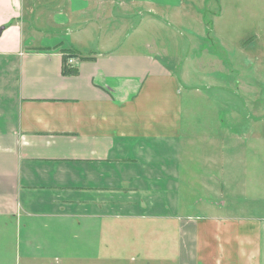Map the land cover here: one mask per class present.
Listing matches in <instances>:
<instances>
[{
    "label": "crops",
    "instance_id": "0c3cea01",
    "mask_svg": "<svg viewBox=\"0 0 264 264\" xmlns=\"http://www.w3.org/2000/svg\"><path fill=\"white\" fill-rule=\"evenodd\" d=\"M170 1L0 0V228L26 254L100 264L109 252L122 264H264L262 211L225 213L230 201L204 196L190 205L215 209L187 210L188 176L223 172L218 149L197 148L204 128V146L219 139V107L207 123L195 118L181 85L192 82L150 42L131 38L140 21L123 23L135 5L139 17L141 5L149 13ZM65 50L76 53L68 61L76 75L63 74ZM205 82L216 83L197 86ZM233 161L224 172L234 174Z\"/></svg>",
    "mask_w": 264,
    "mask_h": 264
},
{
    "label": "rangeland",
    "instance_id": "374dc122",
    "mask_svg": "<svg viewBox=\"0 0 264 264\" xmlns=\"http://www.w3.org/2000/svg\"><path fill=\"white\" fill-rule=\"evenodd\" d=\"M168 4L157 6L149 13L142 8L148 7L141 5L139 17L135 16L139 11L135 5L130 11L134 16L123 23L129 27L125 23L140 21L137 37L131 38L150 42L156 52L165 56V65L177 74L182 70L185 80L192 82L188 83L190 87L182 82L181 85L193 99L195 118L205 119L207 123L213 116L212 106L219 107L222 128L216 136L219 139H214L213 148L212 143L204 146L203 138L210 133V127L204 128V136L197 139V148L205 154L212 150L217 153L218 149L223 172L189 175L188 204L193 198L204 196L206 202L213 204L227 205L230 201L229 207L221 209L225 213L244 210L264 213V140L258 138V128L264 137V113L260 112L261 106L264 109V0H172ZM162 47L170 53L187 54L188 59L167 55ZM205 79L216 83L210 87L206 82L203 87L197 86ZM213 92L215 95L211 96ZM227 125L231 129L226 131L228 134L224 132ZM223 135L228 138H221ZM229 157L238 166L233 169L234 174L224 172ZM259 158L261 165H256ZM190 206L187 210L191 213L215 209L203 203ZM114 256L117 254L109 252L106 263L115 264L116 261H111ZM54 257L26 254L12 231L0 228V264H100ZM131 260L127 256L124 261ZM116 263L122 264L121 260Z\"/></svg>",
    "mask_w": 264,
    "mask_h": 264
},
{
    "label": "trees",
    "instance_id": "16d2710c",
    "mask_svg": "<svg viewBox=\"0 0 264 264\" xmlns=\"http://www.w3.org/2000/svg\"><path fill=\"white\" fill-rule=\"evenodd\" d=\"M76 53L74 51L65 50L63 54V74L65 75H76L78 74L77 67L71 66L68 61L70 57H74Z\"/></svg>",
    "mask_w": 264,
    "mask_h": 264
},
{
    "label": "built area",
    "instance_id": "2783aa9c",
    "mask_svg": "<svg viewBox=\"0 0 264 264\" xmlns=\"http://www.w3.org/2000/svg\"><path fill=\"white\" fill-rule=\"evenodd\" d=\"M69 61L73 63L74 58L73 57L72 58H69Z\"/></svg>",
    "mask_w": 264,
    "mask_h": 264
}]
</instances>
